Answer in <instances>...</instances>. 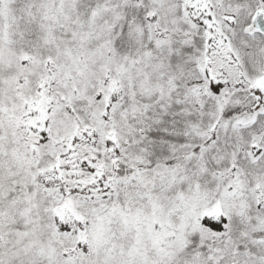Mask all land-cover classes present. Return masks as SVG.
Wrapping results in <instances>:
<instances>
[{"label":"snow or ice","instance_id":"6c2138e0","mask_svg":"<svg viewBox=\"0 0 264 264\" xmlns=\"http://www.w3.org/2000/svg\"><path fill=\"white\" fill-rule=\"evenodd\" d=\"M0 264H264V0H0Z\"/></svg>","mask_w":264,"mask_h":264}]
</instances>
